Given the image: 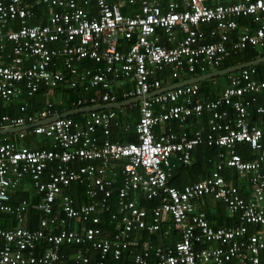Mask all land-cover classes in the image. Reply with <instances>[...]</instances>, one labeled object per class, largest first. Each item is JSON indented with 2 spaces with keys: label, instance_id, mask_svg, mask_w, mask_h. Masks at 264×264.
<instances>
[{
  "label": "built area",
  "instance_id": "2783aa9c",
  "mask_svg": "<svg viewBox=\"0 0 264 264\" xmlns=\"http://www.w3.org/2000/svg\"><path fill=\"white\" fill-rule=\"evenodd\" d=\"M123 2L131 6L130 14L122 13L118 0H0V99L12 102L25 90L31 95L42 83L52 93L67 79L71 87H100L101 102L96 97L79 99L72 102L79 105L75 109L116 102L113 82L119 79L131 85L123 92L126 100L140 98L137 141L104 138L98 143L99 129L107 137L112 123L118 124L112 108L82 110L74 119L52 113L53 103L48 101L33 113L26 114L23 105L17 116L0 114V130L27 126L52 139L49 149L20 147L6 138L0 142V221L6 214L16 221L9 227L0 225V264H63L67 256L72 264H88L90 248L99 253L96 264H108L109 257L120 260L137 243L131 233L159 230L164 239L173 229L178 236L173 244L142 242L134 264H147L151 251L155 264H264V104L254 105L259 94L264 97V78L256 76L253 65L231 75L229 84L211 99H200L199 82L158 92L184 81H174L182 72L197 77L215 71L231 52L264 46V0ZM36 4L47 7L48 13L43 22L30 24L37 18ZM241 16H250L254 26L242 27L231 40ZM211 21L217 38L206 42L199 25ZM214 34L211 30L209 35ZM121 39L129 43L125 50L119 47ZM59 56L62 68L54 62ZM86 59L104 67L93 72L82 65ZM167 67L169 85L163 87L154 76ZM203 114L207 124L192 133L173 129L172 122L182 126ZM26 129L16 131L19 137ZM242 142L253 150L252 159L239 154ZM202 143L219 148L213 171L180 189L169 185L175 163L189 165ZM121 161L125 164L119 170ZM50 162L56 167L42 180ZM225 168L237 177L222 176ZM25 177L37 195L32 206L42 214L36 228L25 225L30 206L26 199L9 202V191ZM117 180L113 208L108 199ZM236 180L248 182V198ZM73 182L85 184L90 202L75 204L65 192ZM138 194L160 199L150 220L137 205ZM205 195L224 203L236 223L215 227L198 206ZM103 214L108 215L111 231L101 226ZM67 220H73L72 228L63 227ZM203 243L207 245L196 246ZM70 244L80 247L67 255L63 247Z\"/></svg>",
  "mask_w": 264,
  "mask_h": 264
},
{
  "label": "trees",
  "instance_id": "16d2710c",
  "mask_svg": "<svg viewBox=\"0 0 264 264\" xmlns=\"http://www.w3.org/2000/svg\"><path fill=\"white\" fill-rule=\"evenodd\" d=\"M120 2L121 10L123 14H130L132 12L131 6L123 2V0H118ZM34 11L37 14V18H34L30 20V24L33 23H41L45 19L43 18L47 13L48 9L44 5H35ZM238 28L233 32V34L230 35V39L234 40L237 38L238 30L242 27L249 26L253 27L254 24L252 22V19L250 16H241L237 18ZM199 28H201L205 34H206V42H211L217 38V30H216V23L211 21L207 23H202L199 25ZM214 30L215 34L213 36H210V31ZM160 33H163L160 31ZM166 35H162V41L164 42L166 40ZM128 42L124 39H121L119 42V47L123 50L127 49ZM169 46V45H167ZM264 56V46L262 47H254V46H247L235 53H232L224 60V62L218 66L217 69H222L228 66L237 65L246 63L252 60H255L258 57ZM62 59L61 56L56 57L54 59V62L56 64L57 68H62ZM83 66L88 67L89 69H92L93 72L97 70V68H103L104 65L101 63H97L94 60L86 59L83 60L82 63ZM256 70V76L260 79L264 78V62L259 63L257 65L253 66ZM210 71H206L204 73H208ZM238 71H235L233 73L225 74L222 76H217L214 78L205 79L203 81L199 82L200 91H199V97L202 100L211 99L214 97H217L219 94V90L223 89L225 86L229 84L230 76L233 74L238 73ZM169 76H170V69L167 67L162 72H157L154 76L155 78H160L163 87L169 85ZM193 76L190 73L182 72L178 76V78L174 79V81L178 80H185ZM69 80V79H67ZM60 82L56 87L52 88V93H50V90L45 84H40L39 90L35 93L28 95L27 91H23V94L17 98L16 100L12 102H7L3 99H0V114H9L12 116H17L23 112L20 111V107L23 105H26L25 113H33L35 111H38L39 109H42L48 101H52L53 108L52 113L62 115L63 113L74 110L76 107H79L77 105L72 104V102L83 99V98H91L96 97L97 103L101 102L99 99L100 96V87H90L88 89H85L83 86V83H78L75 86L71 87L69 85V81ZM120 82V83H118ZM131 85L129 82H127L124 79H119V81L113 82V93L116 96V102H121L126 100L125 97H123V92L130 88ZM220 90V91H221ZM256 104H264V97L262 94L258 95ZM253 105V104H252ZM253 105V106H254ZM138 103L132 104V108L129 109V107L124 108V113H122L121 109L112 108V110L116 113V120L118 121V124L112 123L110 127V134L107 137H104L101 133V130L99 129L96 133L98 136V143H102L104 141V138H107L110 141H118V142H126V141H137V134L135 131V125L139 117L138 112ZM206 114H203V124H207L206 120ZM70 117L74 119H79L81 116L80 114H73ZM194 118V117H192ZM191 119V118H189ZM189 119L187 121H189ZM173 125H177L176 122L172 123ZM172 125V126H173ZM173 129L175 130L174 126ZM176 131V130H175ZM24 134L22 137H19L18 132L14 133H7L4 135H0V142L6 138L13 140L18 146L22 147H28L30 149H39V148H51L52 147V139L48 136L35 134L31 131V129H26L23 131ZM177 132V131H176ZM219 148L217 146H209L206 143L200 144L196 151L193 154V157L191 159V163L189 165L182 164L176 162L172 171L171 175L168 177V184L175 186L177 188H182L185 184L201 180L202 178H205L208 176L213 169L215 168L216 162L218 160L217 158V152ZM239 154L244 160L252 159L254 157L253 150L249 147V145L246 142L239 143L237 148ZM56 162H50L49 165L46 167L45 171L43 172L41 178L42 180L46 179L48 171L53 167H56ZM125 164V161H121L120 163L117 162L118 169L121 170L123 168V165ZM221 175L225 178H230L232 175L236 178L233 174V172L229 168H225L221 171ZM236 182L240 185V193L248 198L250 194V187L249 189L245 186L248 185V182L242 181L239 182L236 180ZM120 181L117 180L115 185L112 186V193L109 197L108 201L112 205L113 208H115L114 201L117 198V193L115 189L119 186ZM33 188V187H32ZM84 183H78L73 182L71 183L67 189L65 190L66 193H68L71 197L74 198L75 204H81V203H88L90 202V199L87 198L84 195ZM129 197H133L130 195ZM134 198H136V202L138 207L144 209L147 213L148 220L151 219L152 211L155 207H157L160 204V199L158 197L153 198H146L145 196L136 195ZM22 199H26L30 206L28 207V214H27V220L25 222V225L29 228H36L38 226V221L41 217V213L36 210L32 205L37 199L36 193H34V188L32 192V196H27L24 194H18L15 192V190L9 191V202L12 205H15L19 203ZM209 203V204H208ZM58 202H56V207ZM208 204L207 207L208 210H206V216L208 217L209 221L215 226V227H223V226H229L236 223V216L230 215L228 210L226 209L224 203H222L220 200H216L211 195H205L202 199L199 200L198 205ZM108 216V215H107ZM106 214L101 215V226L104 229H107L111 231L113 229L112 225L107 224L106 220ZM16 221L14 218V215L12 214H6L4 215L3 219L0 221V225L3 227H9L12 225H15ZM73 220H67L66 224L63 226L65 228H72ZM165 224L162 225L161 230L165 229ZM130 239L137 240V243L135 245H131L127 251H125L121 257L120 260H113L112 258H108L106 263L108 264H134L132 258L135 253L139 252L141 249V243L144 241H148L150 244H164V245H171L177 240V232L173 229L168 237L169 241H167V238L161 239L160 238V231H155L154 233H148L146 230H140L138 232H133L130 235ZM171 243V244H170ZM207 243L203 244H197L196 246H206ZM80 245L78 244H70L69 246L63 247L64 251L67 253V255H71ZM84 247V246H83ZM87 256H89V263L88 264H96L99 260L100 256L99 253L94 251L93 249H89L87 252ZM157 261V257L155 254L151 251L149 254V259L147 264H155ZM63 264H72L71 259L67 256L65 259V262ZM226 264H237L236 261H230Z\"/></svg>",
  "mask_w": 264,
  "mask_h": 264
},
{
  "label": "water",
  "instance_id": "95a60500",
  "mask_svg": "<svg viewBox=\"0 0 264 264\" xmlns=\"http://www.w3.org/2000/svg\"><path fill=\"white\" fill-rule=\"evenodd\" d=\"M262 62H264V56L258 57L255 60H252V61H249V62H246V63L228 66V67H225V68H222V69H218V70H215V71H211V72L199 75L197 77H192V78L186 79L184 81H180V82L174 83V84H172V85H170L168 87L159 89L158 92L164 91L166 89H171V88H174V87L179 86V85H184V84H188V83H191V82H200V81H203L205 79L214 78V77H217V76H222V75H225V74H229V73L238 71L239 69H241L243 67L257 65V64L262 63ZM139 100H140V98L136 97V98L128 99V100L121 101V102H113V103H107V104H97V105L90 106V107L70 110V111H67V112L63 113L60 116H71L73 114H77V113L81 112L82 110L83 111H87V110H91V109H104V108L121 109L122 107H124V106H126L128 104L137 103ZM57 117L58 116L55 115V116H52L51 118L43 120L42 122L46 123V122L54 120ZM26 128H27V126L11 127V128L1 129L0 130V135L1 134H6L8 132H14V131L16 132L18 130L26 129Z\"/></svg>",
  "mask_w": 264,
  "mask_h": 264
},
{
  "label": "crops",
  "instance_id": "0c3cea01",
  "mask_svg": "<svg viewBox=\"0 0 264 264\" xmlns=\"http://www.w3.org/2000/svg\"><path fill=\"white\" fill-rule=\"evenodd\" d=\"M242 28H240L239 30H238V33H239V31L241 30ZM235 31V30H234ZM233 31V32H234ZM233 32H231V34H233ZM237 33V34H238ZM118 83H120V82H118ZM221 90V89H220ZM218 91L219 93L221 92V91ZM131 104H133L134 105V103H131ZM128 105H130V104H128ZM128 105H126L127 107H128ZM130 108H132V105L130 106ZM129 108V109H130ZM117 109V108H116ZM206 117H207V115H205ZM206 120H207V118H206ZM172 123H174V122H172ZM200 124H203V118L201 117V118H191V119H189V121H187L184 125H182V126H179L178 124L177 125H173L174 126V128H175V130L177 131V132H187V133H192V131L194 130V129H196ZM203 125H205V124H203ZM15 132V131H14ZM14 132H8V133H14ZM7 134V133H6ZM1 135H4V134H1ZM248 189H249V184L248 185H245ZM14 190H15V192H17L18 194H24V195H29V196H32V192H33V188H32V186H31V183H30V181H29V179L27 178V177H25L22 181H21V183H19L18 185H16L15 186V188H13ZM35 193V192H34ZM209 204V203H208ZM208 204H206L205 206H204V204H201V205H198L199 206V208L200 209H203L204 211H206V210H208L207 209V207L209 206ZM210 207V206H209ZM167 241H169V239L167 238L166 239ZM171 244V243H170Z\"/></svg>",
  "mask_w": 264,
  "mask_h": 264
}]
</instances>
